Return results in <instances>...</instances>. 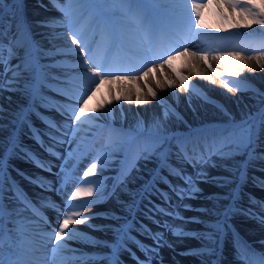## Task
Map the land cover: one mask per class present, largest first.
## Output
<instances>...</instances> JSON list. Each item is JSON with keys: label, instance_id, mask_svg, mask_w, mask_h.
<instances>
[{"label": "snow or ice", "instance_id": "6c2138e0", "mask_svg": "<svg viewBox=\"0 0 264 264\" xmlns=\"http://www.w3.org/2000/svg\"><path fill=\"white\" fill-rule=\"evenodd\" d=\"M92 2L93 0H50V3L62 13L63 19L53 18L41 23L52 30L51 35L53 39L57 36L66 35L68 46L65 48L53 44L52 47L45 52L42 46L34 40L25 47L21 38L22 31L19 28H16L11 41H9L5 48L3 42L7 37L4 35L3 26L0 25V94H3L4 92H17L26 93L31 96H38L42 89L48 88V84L44 83V81L56 82L58 79L56 76L50 75L49 70L51 68L66 66L62 61H57L54 58L57 56L66 57L69 54H74L79 57L81 61L80 66L86 69L84 75L95 84L94 90L86 89L79 95H73L64 89H52V91L57 92L67 100L74 101L75 103L52 104L49 100L48 103L51 104V107L59 112L60 115L65 118L66 122L59 124L51 118L36 114L45 124L47 131L34 128V125L30 123L32 116L34 115L32 108L37 105H32L27 110L20 108L17 111H12L5 108L3 104H0V264H28L21 245L13 243V234H22V220L28 219L23 215L25 212L31 213L32 216H39V209H37L36 204L27 198L22 189L19 188L18 183L11 177L9 161L13 158H25L35 163L37 167L51 171V167H46L45 163L39 159L36 153L28 151L22 146L20 135L23 130L27 128L33 138L40 137L41 139L37 140V143H39L42 148H45V150L51 155H58L55 148L64 143L61 137L67 135V131H62V129H71L72 136L75 138L77 132L80 130L79 124L82 122V118L86 120H100L110 112V109H107L105 112L100 113L98 112V108H90L88 105V101L96 95L100 86L104 84L109 77H112L113 79H127V77L115 76L114 74L116 71L138 70L109 67L102 61H98L94 55L91 54L89 37L82 29H78L74 26L71 4H86ZM118 2L126 4L131 8L133 5L139 6L142 4L156 3L158 0H118ZM163 2H181L187 4L190 9V19L192 21L193 29L210 27L204 22L202 10L206 6H210L213 0H208L207 5L198 2V0H163ZM225 4H227L228 8L232 9L231 13H227ZM4 5L5 0H0V9H2ZM215 6L219 9H224V11L220 12L222 17L227 18L228 15H236L242 18L245 22V27H250L251 25L256 24L264 28V0H217ZM13 7H15V5H13ZM134 11L141 14L143 9L137 7ZM193 13L194 15H192ZM57 27L65 28L66 33H56L55 29ZM78 36L80 37L79 39L77 38ZM72 45H75L76 47L72 48ZM173 50L174 49H168L167 52L154 57V59L163 60L159 65L160 72H163L164 65H168L169 67L172 66V61L176 59V56L168 54V52ZM5 52L7 53V56H5ZM81 53L83 55H81ZM188 54L187 48H184L183 52L177 51V55ZM191 55H200L205 63L208 62L207 53H192ZM230 55H235L237 59H240L238 53ZM42 56L53 58V64L41 68L39 66V58ZM261 56H264V52L261 53ZM219 59L224 61L225 57L220 56ZM249 59H251V57H249ZM14 60L19 62L13 64ZM256 60L260 68L264 69V62H261V58L257 57ZM208 67L211 68V64H208ZM244 67L245 65L241 64L239 66V71H235L233 74L239 76L240 72L244 70ZM101 68L104 70L101 71ZM249 70L253 72L255 71V69L251 67ZM213 71H215V69ZM156 72L157 67L153 65L148 68L147 71L142 73L146 85L149 73L155 74ZM38 74L43 76V79L40 80L39 88L36 86ZM176 75L180 80L178 86L173 80H170L167 75H164L163 82L159 78L154 77L155 83L161 89L167 85L174 89L179 87L182 90H188L189 77L184 76L179 72H177ZM196 75L200 76L201 73L197 72ZM207 79L211 81L212 77L208 76ZM213 83H215V81H213ZM220 83L232 93H235L238 90L251 91L253 93V98L256 99V105L254 106L256 110L254 112L246 111L245 115L238 122L235 121L234 118H230L229 126L220 130L219 140L216 142L217 146L214 150L207 154H196L194 152L190 154L186 148L177 146V151L172 152V145L169 143V138L161 132L163 125L160 121H166L170 114H178L175 113L174 109L165 106L160 120L154 125V129L149 130L148 132L150 137L149 146L146 147L129 166L121 167L117 177L113 178L114 184L111 193H106L105 185L100 180V177H96L93 181H81L82 183H95L100 196L105 194L116 195L118 191L122 192L127 187L128 183L133 178V170L139 172L140 169L136 163L137 160H154L156 168L153 170L152 179L146 181L145 185L142 187V192H137L136 195L142 202L144 199L151 196L153 192H159L166 207L161 208L158 205H152L150 212L153 222L156 223L158 227L161 226V222L156 220L155 216L159 215L171 216L173 219H179L185 223L188 222L185 221L184 217L179 216L175 210H166L167 206L171 204V197L168 193L160 191L157 188L158 184L164 183L168 185L169 192L172 195H175L180 200H184L197 198L198 194L202 192V189L198 186L200 183L213 181L216 182L219 187H227L229 184L236 183V187L233 188L227 196L214 194L212 197H209V199L214 201L227 199L229 203L222 208L214 203L212 209H204L205 212L216 217L214 223H208L206 225V228L208 229L207 231L203 233H186L183 224L171 227L165 225L167 230L174 236L182 237L185 235H193L202 240L203 246L192 250L195 255L209 258L208 260H202V264H220L222 258V238L225 234V230L231 228L228 221L231 219L232 215H245L249 219L255 220L264 225V200H258L256 197L249 195V207L242 208L239 206V201L241 199L239 189L242 187V184L237 183L236 180H230L228 177H210L206 171V166H218L212 160L213 156L222 162L219 166L224 167L226 171L229 168L227 164L228 161H235L236 157L243 156L244 159L234 165L236 172L233 176L236 179L246 183L248 180L249 167L264 172V167L256 168L257 164L264 165V92L254 89L251 86L233 88L230 87L229 83H226L223 80ZM136 91V104L149 102L147 98H141V90L139 87H137ZM147 91L153 99H158L157 92L151 86L147 87ZM89 92L90 94H88ZM120 98L121 97L119 96L116 97V99ZM6 99L11 101V96L6 97ZM123 99L131 101L132 97L124 96ZM107 103L110 104L111 101H108ZM98 107L104 108L105 106L104 104H100ZM88 113H97V115L88 116ZM69 120L72 121L71 124L67 123ZM138 131H144L142 123L138 125ZM44 137H47V142L43 140ZM108 155V153H103L97 157L100 161L101 175L104 167L109 163ZM174 157L176 159V164L181 165L180 167L173 165L172 160ZM185 163L192 164L193 168L197 169L195 177L186 173L182 166ZM14 170L18 175L23 176L24 179H27L30 183L37 184L45 191L49 190L46 188L40 177L33 178L30 176H24V174L20 173L18 169ZM96 170L97 163L93 162L87 168V171L83 172V177L95 176ZM165 172H167V175H164ZM168 176L182 180L183 186L174 185L172 181L168 179ZM251 179L257 187L264 188V179L257 176H253ZM93 192L94 189L91 187L86 189L76 187L65 200L64 206L65 209H68L66 211H61L55 202L52 201H47L40 205L41 208H52L63 217L62 221H57V226L53 229V234L50 238L55 242L53 252L63 250L72 253L74 256L75 252L78 250L68 247V242L80 240L81 242L95 247L106 248L109 250V254L103 258L85 257V255L81 254L80 256H75L74 260L65 257L66 260H70L71 264H76V262H78V264H99L101 259L104 261V264H121L120 256L124 252L132 255L136 260V264H153V261L159 256V249L164 246L166 241L164 240L163 233H154L147 225L139 224V222L135 220L133 213L138 210L136 197H133L131 202H121L117 197L118 202L121 203V210L125 211L126 215L117 216L115 213H105L104 215L106 217L114 219L117 222L115 226L106 229L104 226L92 225L90 223L91 216H85L84 213L80 211L70 210L77 206L87 208V205L93 201H81L79 205H75L73 202L77 201L80 197L92 196ZM183 207L190 209L191 205L185 204ZM191 222L204 223V221L195 220V218H193ZM73 224H87L89 228L94 230H110L113 233V239L112 241L98 240L95 237L89 236L87 233H82L78 229L70 227ZM8 225H11V227H8ZM137 226L153 240L155 247L143 244L142 241L138 240L137 237L133 235V233L137 231ZM5 234L8 236V247L10 249L7 256L4 254ZM131 244H134L144 253L145 258L143 260L132 253L131 248L129 247ZM245 251L246 249L237 248V253L240 255V258L247 261V257L243 254ZM260 264H264V256L261 257Z\"/></svg>", "mask_w": 264, "mask_h": 264}, {"label": "bare ground", "instance_id": "6f19581e", "mask_svg": "<svg viewBox=\"0 0 264 264\" xmlns=\"http://www.w3.org/2000/svg\"><path fill=\"white\" fill-rule=\"evenodd\" d=\"M18 1L20 5V10L16 11L17 13L16 15L13 16V19L16 21H19L21 25V26L19 25L22 31L21 38H22V41L25 47H27L33 40L38 42L40 45L45 44V48H46V45L48 47L49 44L51 45L52 43H54L55 42L54 40L56 39H53L51 41V39L48 40L49 37L48 38L44 37L46 36L43 30L44 28L34 21V19L37 17H41L45 15L51 16L52 11L48 9H47V12L44 11L45 9L42 11L41 7H40L41 9L40 8L37 9L38 7L36 8L35 5L31 6L30 3H29L30 5H28V2L25 0H18ZM213 1L216 5L217 0H213ZM225 8L227 9V13L232 12V9L228 8L227 4H225ZM217 9L218 10L216 11L218 13L224 11V9H219V8ZM38 12L40 13L42 12L41 15H39ZM55 15L56 14H54V16ZM244 23L245 22L239 16L228 15L227 18L221 16L219 23L217 24L215 23V25L216 27L226 28V30L229 29L232 32H235L233 30H236L242 35L243 34L251 35V34H254V32L262 31L261 29H263L261 26L256 25V24H253L250 27H245ZM17 24L14 25L11 32L14 33L16 28H19ZM25 26H26L27 31H25L24 29ZM209 37H212V36H209ZM67 46H68L67 37L65 35L64 39L60 40V47L65 48ZM71 47L75 48L76 46L72 45ZM187 49H188L189 55L191 56V57L188 56L189 59L184 58L182 61L179 59H177V61H172L171 67H169L168 65H164L163 72L159 71V65L163 61L161 62L154 61L152 63L150 62L151 65L149 66V68L155 65L157 67V72L155 74L149 73V76L147 78V85L145 84V80H144L142 73L140 76L142 78V82H137L136 80H133L131 81V83H129L130 80L129 81L127 80L128 77L126 79L127 80L126 82L124 81V79L119 80V79H113L112 77H109L108 80L100 86L99 92H97V94L101 98L99 101L102 102L101 104H104L105 107L99 108L98 107L99 105L93 102L94 104H91L92 108H98V112L100 113H103L107 109H110V112H108L107 115H105V117L103 118V121L114 119L115 121L119 123H126L128 126H132V127L135 126L137 127V129H138V125L142 123L144 130H153L154 125L161 118L163 108L165 106H168L174 109L175 113H177L178 115L170 114L166 121L164 120L160 121L163 125L161 132L163 135H166L167 137L172 136L173 134H175V132H185L187 129H190V130L195 129L197 125L203 126L209 121L210 122H213L216 120L226 121V120H230L232 116L234 118H237L241 115H244V113H246V111H248L249 109L251 110L255 109L254 106L256 105V99L253 98V93L251 91L235 92V93L230 92L227 88H224L221 85L220 82L222 80L225 81L226 83L227 81L224 80L222 77H220L218 73H222L224 70H228L230 72L239 71V66L241 64H244L245 65L244 70L241 71L240 73H243L244 75L246 74L251 79H253L255 82L260 83L264 88V69L260 68L256 60L257 57H260L261 62H264V56H261L262 52H257L254 56L249 55V53L247 52L238 51L235 48L230 49L227 52H222V53L206 52L208 56V62L205 63V61L201 58L200 55H195V56L191 55L192 53H198L195 47H189ZM236 53L239 54L240 59H237L235 55H230V54H236ZM81 55L83 54L81 53ZM220 56H224L225 60L221 61L219 59ZM77 57L74 56V54H69L66 57L64 56L55 57L54 58L55 60L62 61L66 66L51 68L49 70L50 75L54 73V76L58 78L60 77L64 80H69L70 78L78 80L81 77H84V73L86 70H84V68L80 66L81 61L79 57L78 58ZM249 57H251V59H249ZM13 62L18 63L19 61L14 60ZM39 62L41 63V65L46 66L47 63L50 65L53 64L54 60L53 58L47 57V58L39 60ZM208 64H211V68L208 67ZM250 67L254 68L255 71L254 72L250 71L249 70ZM214 69L215 71H213ZM147 70L148 69H145V71ZM177 72L181 73L184 76L189 77V80L195 81L196 83H198V85L203 87L204 91L206 90V92L212 95V97H210V100H208V98L206 97L205 99L201 96H198V94L193 92L190 88L188 90H182L179 87H176L174 89V88H171L165 85V87L161 89L159 86L156 85L155 78H159L163 82L164 75H167L168 78L170 80H173L175 84L178 86L180 83V80L178 76L176 75ZM197 72H200L201 75L197 76L196 75ZM208 76L212 77L211 81L207 79ZM129 77H131V75ZM213 81H215V83H213ZM148 86H151L157 92V97L159 99H153L150 96V94L147 91ZM137 87H139V89L141 90L140 91L141 98L142 99L147 98L149 101L148 103H141V104L135 103ZM64 90H67L71 94L76 95V93L71 89H64ZM8 96H11V101L6 99V97ZM117 96L121 98L116 99ZM124 96H131L132 97L131 101L123 99ZM29 98H30V95L26 93L4 92L3 94H0V104H3L4 107L7 109H10L12 111H17L20 108H25L26 106L25 103L28 102ZM56 98H57V102L53 104L67 103L66 102L67 99L59 94L56 95ZM215 100L220 101V103H222V105H224L225 107L226 106L229 107L230 108L229 110H232V114H231L232 116L229 113H225L216 104H214ZM108 101H111V103L110 104L107 103ZM72 102L74 103V101ZM106 106H109V107H106ZM41 107L42 109H44L46 105L42 104ZM47 107L49 108L51 106L49 105ZM91 114L97 115V113H88L87 115L91 116ZM43 117L51 118L55 120L56 122H58V119H60V122H58L59 124L62 123L63 120H65V118L62 117L60 113L57 112L52 107L47 112H45V116L43 115ZM31 120L33 121L31 124L34 125V128L41 129L42 131H47L45 124L42 122L40 118L36 119V117L32 116ZM91 122L92 123L91 124L89 123L90 125H88L89 129L86 130V132H84L85 133L84 139L82 140L84 133L78 135L77 138H75L78 151H81L84 145V142L90 139V137L93 134V129L98 128L99 130V127L101 126L100 124H96L93 121ZM84 128L86 127L84 126ZM21 141H22L23 146H25L26 148H32L34 150V153L39 154L38 157L41 161L43 162L45 160L47 161L51 157L50 153L46 151L45 148L34 145V140H33L32 135H24ZM43 156H45V158H43ZM213 157L214 158H212V160L218 166L217 167L207 166L208 175L210 177H219L221 172L222 171L224 172L226 170L224 167L219 166L222 162L219 161L215 156ZM138 161L139 162L137 163V165L140 170L139 172L133 170L132 172L133 178L130 180L127 187L124 189V191L122 192L118 191L116 195L110 196L107 199L106 203L96 204V206L91 207V208L89 207L88 210L86 211H84V209L83 211L80 209V211H82L85 216L92 217L90 219V223L92 225L104 226L106 229L112 226H115L117 222L114 219L106 217L104 214L105 213H108V214L115 213L117 216L126 215V212L121 210V203L118 202V199L121 202H131L132 198L136 197V202L138 205L139 199L136 194L137 192H141L142 187L145 185V182L151 179V175L148 174L147 170L150 168L151 174H152L153 170L156 168V163L154 162V160L145 161L141 159ZM238 161L237 160L228 161L227 164L228 166H230V165H233L234 163H237ZM9 163H10L9 171H10L11 177L13 176V178H15L16 182L18 183L19 188L22 189V191H25L27 198H30L32 200L33 199L37 200L39 205H41L42 203H45L47 200L55 199L51 193L47 192L48 190L45 191L44 189L40 188L37 184L30 183L27 179H24L23 176L18 175L17 173L15 174L12 166L14 164L19 170V172L23 173L24 176H30L33 178L40 177L41 179L45 178L48 181L50 178L47 174V170L37 167L35 163L25 158H13L12 160L9 161ZM117 164H118L117 162H115L113 165H111V163L110 164L108 163L104 168L106 169V167H108V169L111 170ZM229 170L230 169L228 168L227 171ZM259 172L264 173L261 171ZM172 180L173 181L176 180V182L179 181L176 178H173ZM215 184L216 182H213V181H209L208 183H200L198 186L202 189V192L198 194L197 198L182 200L183 202L181 203V205L179 204V208L176 211L179 216L184 217L185 221H188V222L185 223V222L180 221L179 219H173L171 216H169L166 219V221L171 219L169 220V224H167L168 227L183 224L184 229H189L191 231L193 227L201 228L202 227L201 224H203V227L205 228H201V230H202V233L205 232L206 225L208 223H214L216 217L211 215L208 212H205L204 209L213 208L214 203H216L219 207L222 208L223 206L227 204V201H228L227 199H221L218 202V201L209 199V197H211V195L213 194L212 192L213 189H207V188ZM217 188H220V187L218 186ZM223 188H226L229 192L233 189L231 188V185L230 186L228 185L227 187H223ZM253 189L259 195L258 197L259 199H261L262 197L264 198V188H259V189L253 188ZM219 196H224V194L219 195ZM150 202L151 204L143 205L145 208L147 209L149 208L150 210L149 213L151 212L152 205H158L161 208L166 207L164 202L162 201V198H159V197L155 199L154 201H150ZM185 204L191 205V208L190 209L184 208L183 205ZM23 215L24 217H27L28 219L22 220V223H23L22 234L16 235L17 237H14L13 235L14 237L13 243L21 245V248L23 249L25 253V259L28 261V264H71L70 260L65 259V257H69V254H70L69 252H66L63 250H58L56 252H53L52 254L48 252L47 247H49L50 249H53L55 246L54 240L50 239L53 234V229H55L57 226L55 222V218L52 217L53 218L52 221L48 220V221H44L43 223H40L38 222V217L37 218L36 216L31 217L32 216L31 213L25 212ZM235 216H237V214H235ZM60 217L62 216L60 215ZM136 217L142 218L140 215ZM193 218H195V220L201 219V221H204V223L191 222ZM155 219L162 221L164 220V217L163 215H159V216H155ZM241 219L242 218L240 219L233 218V222L235 223L237 230L239 229V231L245 237L244 239H246L248 243H250L253 246L255 245L256 247H258V249L264 254V226L260 227L257 224H254V223L252 224L250 222H247V220L241 221ZM143 220L145 224L148 226V228L152 230V232L164 233V234H167L168 236L166 244H164V246L161 247V249L159 250V256L156 258V260L153 261V264H202V260L209 259L208 257H201V256L193 254L192 250L201 248L203 246V242L201 239L187 237L186 235L182 237L174 236L167 229L163 230L162 227H158L157 224L152 221L151 216H149L148 218L143 217ZM70 227L78 229L82 233H87L89 236L95 237L98 240L112 241L113 239V233L110 230H107V231L94 230L92 228H89L87 224H73ZM32 233L33 234L37 233V236H39L38 238L40 240H38L35 244L28 243L27 245L24 246V243L26 241L24 240V238H26L27 235L32 234ZM133 235L137 236L138 238H141L139 240L148 246H150V242L153 241L140 228H138L137 231L133 233ZM4 242L7 243V247H8L9 240H8L7 234H5ZM68 247H70L71 249H77L78 250L77 252L83 255H85L84 253L87 252V249H92L93 251H96L98 253L95 256L93 255V257L103 258L109 254V250L106 248L95 247L93 245L81 242L80 240L69 241ZM184 249L186 251H183ZM6 250L8 251L7 253H5V255L7 256L10 252L9 247ZM230 250L225 248L224 251L222 252L221 264H247L245 260H237V257L235 256V252L234 251L232 252ZM88 257H91V256H88ZM121 257L123 259H128V260L130 258L133 259V256L129 255V253L127 252L122 253ZM76 264H78V262H76ZM99 264H104V261L101 259Z\"/></svg>", "mask_w": 264, "mask_h": 264}, {"label": "rangeland", "instance_id": "374dc122", "mask_svg": "<svg viewBox=\"0 0 264 264\" xmlns=\"http://www.w3.org/2000/svg\"><path fill=\"white\" fill-rule=\"evenodd\" d=\"M25 1L28 2V5L31 4V6L35 5L36 8L38 7L37 9L41 7L42 9L41 8L40 9L42 11L44 9H45L44 11L46 12H47V9L52 11L51 16L45 15V16L37 17L34 19L36 23H38L41 27L44 28L43 30H44V33L46 34V36L44 37L46 38L49 37L48 40L51 39L52 41L53 40V37L51 35L52 30L49 29L47 26H45L41 22L50 20L53 18L63 19L62 13L59 12V10L50 3V0H46V1L45 0H25ZM198 2L204 3L206 5L208 4V0H198ZM13 5H15V7H13ZM137 7L143 9V12L141 14H138L137 12L134 11V9ZM71 8L73 10L74 26L78 29H82L86 33V35L89 37L91 54L94 55V57L98 61H102L107 66L116 68V69H125V68L126 69H138L135 71H116L115 72L114 74L115 76L128 77L127 80L128 81L130 80L129 83H131V81L133 80H136L137 82H142V78L140 77L141 73H143L145 69H148L152 62L163 61L162 59H154V57L160 56L162 53L167 52L168 49H174L173 51L168 52V54L176 56V60L174 59L173 61H177V59L182 61L184 58L189 59V57H191L189 54L188 55H177V51L183 52L184 48H189V47H195L198 53H201V52L222 53V52H227L228 50L234 49V48H237L238 51L249 52V55L251 56H254L257 52H264V28L261 29L262 31L254 32V34H251V35H248V34L242 35L236 30H233L235 32H232L229 29L226 30V28L216 27L215 23L216 24L219 23L221 16H220V13L216 11L218 9L216 8L214 1L212 2L210 6H206L202 10L204 22L210 27L198 28V29H193L192 27L189 6L181 2L166 3V2H163V0H158V2L156 3L142 4L139 6L133 5L130 8L126 4L119 3L118 0H93L92 3H86V4L73 3L71 4ZM18 10H20V5H19L18 0H7V1L5 0L4 7L0 9V25L3 26L4 35L5 37H7V39H5L3 42L5 48L7 47L9 41H11L12 35L14 34L13 32H11L14 25L18 23L17 25L20 29L21 25L19 21H16L13 19V16L16 15L17 13L16 11ZM38 13L39 15H41L42 12L41 13L38 12ZM54 14L56 15L54 16ZM192 15H194V13ZM151 21L153 22V24L156 23V25H158L155 35L153 33V28L150 25ZM115 28H119L121 31L124 32V33L122 32V35H123L122 37H124L123 40L129 44L127 48L129 49V52L130 51L131 52L129 55H127L126 60L121 58L122 57L121 54L116 55L115 57L108 56L109 51L111 49L110 47L112 46V41H115L117 39L116 37H114ZM24 29L25 31H27L26 26L24 27ZM55 32L56 33H66V29L63 27H57L55 29ZM125 32H128L130 34L127 35ZM209 36H212V37H209ZM64 37L65 36H57L55 38L56 40H54L55 42L52 43L51 45L49 44L48 47L46 45V48H45V44H43L44 46L43 45L41 46H43V50L45 52L48 49H50L53 44L60 47V40L64 39ZM77 38L79 39L80 37L78 36ZM157 38L160 40V43H155L154 45L152 41L153 39H157ZM202 40L203 41L205 40V41L203 42ZM137 41H139V45H136ZM121 51L123 50L119 48V51H117L116 53H120ZM132 52L135 53V56L132 55ZM5 56H7L6 52H5ZM43 57L47 58L46 56H42L40 58L44 59ZM40 58L39 60H41ZM13 64L15 63L13 62ZM47 65H50V64L47 63ZM39 66L40 67L42 66L41 68L44 67L43 65H41L40 62H39ZM84 70L86 69L84 68ZM103 70L104 69L101 68V71ZM233 73L234 72L224 70L222 73H218V74L220 77L226 80L227 83H229L230 86H232L233 88L251 86L254 89H258L259 91L264 92L263 86L260 83L255 82L253 79H251L246 74L244 75L243 73H240L239 76H235ZM51 75L54 76V73H52ZM128 75L129 76L131 75L132 78L129 77ZM42 79H43V76L41 74H38V79L36 82V86H38L37 88L40 87V80ZM127 80L124 79L125 82ZM191 82L194 84H192ZM44 83L48 84V88L42 89L39 92L38 96L30 95L28 102L25 103L26 104L24 108L25 110H27L32 105H37L36 107L32 108V111L34 113L33 117H36V118H38L36 114H40V112L44 110L41 107L42 104L49 105L48 103L49 100L54 101V95L51 93L52 89H60V87H63L66 89L70 88V89H73L76 95H79L81 92H84L86 89H93V90L95 89V86H94L95 84L92 83L85 75L84 77H81L78 80L73 79V78H70L69 80H64L59 77L56 82L44 81ZM189 88L193 92L197 93L198 96H201L203 98L206 97L208 98V100H210V97H212V95L206 92V90L204 91V88L198 85V83H196L195 81L189 80ZM52 92H55V91H52ZM97 92H96V95L93 96L92 99L88 101V105L90 108H92L91 104L95 103V104L100 105L102 103L99 101L101 98L99 97ZM237 92H246V91L238 90ZM88 94H90V92ZM214 104H216L225 113H229L230 115L232 114V110H229L230 109L229 107L227 106L225 107L224 105H222L220 101L215 100ZM106 107H109V106H106ZM254 110H256V108ZM254 110L249 109L248 111L254 112ZM244 115H241L237 118H234L232 115L231 116L232 118L235 119V121L238 122L241 120V118ZM91 116H95V114H91ZM91 121L95 122L96 124H100L101 126L99 127V130L98 128L93 129V134L90 137V139L85 141L82 147V150L78 151L75 138H77L78 135L86 132V130L89 129L88 125L92 123ZM65 122L66 121L63 120V122L60 124H63ZM67 122L69 124L72 123V121L70 120ZM229 122L230 120H226V121L216 120L213 122L209 121L203 126L197 125L196 128L192 130L187 129L185 132H175V134L168 137L169 143L172 145L171 151L176 152L177 146L184 147L188 150L189 149V144L187 143L189 141L188 139L190 138L192 139V137L196 138V136H198L199 134H203L202 138L206 137L205 140H207L206 142L208 144L203 145V146L199 145L197 147L202 148V150L204 151L203 153L207 154L210 151L215 149V147L217 146L216 142L219 140L220 130L228 127ZM30 123L32 122L30 121ZM80 124H79L80 130L77 132L75 138H73L72 136L71 129H62V131H67V135L61 137L64 143L56 146L55 148V151L57 153L59 152L58 155L53 156L50 154L51 155L50 159H48L47 161L46 160L44 161L46 167H51V171H47V174L50 179L47 181V179L42 178L41 180L45 184L46 188L49 189L47 192L51 193L53 197L55 198L54 200H47V201L55 202V204L61 209V211L68 210V209H65V206H64L65 200L68 198V195L75 190L76 187H81L85 189L91 187L94 189V192L92 196L80 197L77 201H74L73 204L79 205L81 201H84V202L93 201V202L87 205V209L77 206L78 208L74 207L70 210L80 211L81 209L83 211L84 209V211H86L88 210L89 207L91 208V207L96 206V204L106 203L107 199L112 195L105 194L103 196H100L98 189H97V185L95 183H86V182L82 183L81 181H93L96 179V177H100V180L105 185L106 193H111V190L114 184L113 178L117 177L118 172L120 171L121 167L129 166L134 160H136V157L140 155L143 152V150L146 147H148L150 144V137L148 135L149 130H144L143 132H139L137 127L128 126L126 123H119L115 121L114 119H110L108 121H103V119L87 121L86 119L82 118V122ZM84 126L86 128H84ZM26 134H30L27 128H25L22 134L20 135V140L22 139V135H26ZM84 137H85V133L82 137V140L84 139ZM37 140H39V137H36V139L34 140V143H35L34 145L40 146V144L37 143ZM43 140L47 142V138L44 137ZM103 153L109 154L108 155L109 164L111 163V165H113L115 162H117L118 164L115 165L113 169H111L112 171L108 169V167H106V169L104 168L103 173L101 175L100 161L97 159V157ZM242 158L244 159L243 156H238L236 157V160L241 161L243 160ZM93 162L97 163V170H96L95 176H90L86 178L83 177V172L87 171V168ZM138 162L139 161L137 160L136 163ZM173 162L174 160H172V163ZM233 165L229 166L230 172L222 171L219 177H228L230 180H236L237 183L243 184L242 187L239 189L240 194H241L239 206L242 208H245L247 207V204L249 203L248 196L249 195L253 196V190L250 189V187L254 186L255 184L253 183L251 178L253 176L259 177L260 174L257 170H254L253 167H249L248 180L246 183H244L242 181H239L233 176V174L236 172V168ZM260 166H264V165L257 164L256 168L257 167L259 168ZM14 167L17 169V167L13 164L12 168L15 169ZM147 171H148V174L151 175V179H152L151 169L149 168ZM190 171L194 173L193 177H195L196 172L192 169ZM14 172L17 173L15 170ZM226 172H228L229 174ZM164 175H167V172H165ZM168 178L171 179L172 176H168ZM151 179H149L148 181H150ZM164 185L165 187H162V190L160 189L159 184L157 185V188L160 191L168 193L169 196L171 197V204L167 206L166 210L177 211L179 208V204L181 205L183 201L169 192L168 185L166 184ZM230 185H231V188L236 187V183L229 184V186ZM217 187L218 186L216 183L215 185H211V187L207 188V189H213L212 191L213 194L211 195V197L214 194L215 195L224 194V196H227L229 194V191L226 188H223V187L217 188ZM158 194L159 192H153L152 195L149 197L154 198ZM138 199H139L138 210L133 213V217L135 218L136 221L139 222V224L144 225L143 223L144 220L142 219L137 220L136 216L138 215L141 216L142 214L148 215L149 213L142 207L140 203L141 200L139 197ZM148 199L149 198L147 197L142 202L147 203ZM30 200L34 204H36L37 209H39L40 216H38V222L43 223L44 221H48V220L52 221V219L55 218V222L57 225L58 220L62 221L63 217H60V213H58L57 211L52 210V208H49V209L41 208L37 200L35 199L33 200L30 199ZM228 203L229 201H227V204ZM31 217H34V216H31ZM163 217H165V220L160 221L162 225L160 227H162L163 230H166L167 229L165 227L167 223L166 219L169 216L163 215ZM233 217L239 218V217H242V215L241 214H237V216H235V214L232 215L230 219L231 221L229 220L228 222V224L231 225V228L229 230L228 229L225 230V232L227 231L228 233L226 232V234H224L222 238L221 248H222V252L224 251L225 248H227L228 250L231 249L230 251L232 252L234 251L235 255L239 257L240 255H238L237 253V248L239 247L241 249H246L247 246H246L245 241H243L242 238L240 237L239 232H237L238 230L236 229V226L232 221ZM199 221H201V219ZM201 226H200L201 228H205L203 227V224H201ZM9 227H11V225H9ZM138 228L139 227L137 226V229ZM201 228L193 227L191 231L189 229H184V231L186 233H202ZM205 230L207 231V228ZM13 235L14 237H17L16 234H13ZM186 236L198 239L196 236H193V235L192 236L186 235ZM38 237L39 236H37V233L35 234L32 233V234L27 235L26 238H24V240L27 241V242L25 241L24 246L27 245L28 243L35 244L38 240H40ZM164 240L167 242L166 234H164ZM150 244L153 247H155L153 241L150 242ZM6 249H8L7 243L4 242V254L8 252ZM47 249L50 254L53 253V249H50L49 247H47ZM91 250L92 249H87V252L84 253L85 257H88V256L93 257V255L95 256L98 254L96 251L92 250L93 251L92 252ZM183 251H186V250L184 249ZM249 253H251L252 257H254L257 251L256 250L253 251L250 249ZM243 254L245 255L246 251ZM74 255L80 256L81 254L78 252H75ZM75 256H73L72 253L69 254V258L72 257L71 260H74ZM144 258H145L144 253H142L140 255V259L143 260ZM129 264H134V263L130 261Z\"/></svg>", "mask_w": 264, "mask_h": 264}, {"label": "trees", "instance_id": "16d2710c", "mask_svg": "<svg viewBox=\"0 0 264 264\" xmlns=\"http://www.w3.org/2000/svg\"><path fill=\"white\" fill-rule=\"evenodd\" d=\"M249 84V83H248Z\"/></svg>", "mask_w": 264, "mask_h": 264}]
</instances>
